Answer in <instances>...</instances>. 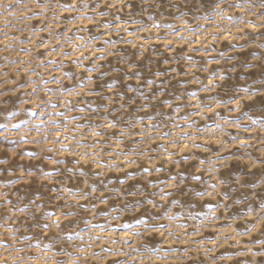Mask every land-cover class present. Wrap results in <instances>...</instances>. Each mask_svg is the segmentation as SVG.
Wrapping results in <instances>:
<instances>
[{
  "label": "rangeland",
  "instance_id": "374dc122",
  "mask_svg": "<svg viewBox=\"0 0 264 264\" xmlns=\"http://www.w3.org/2000/svg\"><path fill=\"white\" fill-rule=\"evenodd\" d=\"M0 264H264V0H0Z\"/></svg>",
  "mask_w": 264,
  "mask_h": 264
},
{
  "label": "snow or ice",
  "instance_id": "6c2138e0",
  "mask_svg": "<svg viewBox=\"0 0 264 264\" xmlns=\"http://www.w3.org/2000/svg\"><path fill=\"white\" fill-rule=\"evenodd\" d=\"M252 95H254V96H255V95H256V93H255V92H253V93H252ZM45 227H47V225H45Z\"/></svg>",
  "mask_w": 264,
  "mask_h": 264
}]
</instances>
